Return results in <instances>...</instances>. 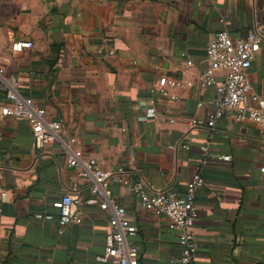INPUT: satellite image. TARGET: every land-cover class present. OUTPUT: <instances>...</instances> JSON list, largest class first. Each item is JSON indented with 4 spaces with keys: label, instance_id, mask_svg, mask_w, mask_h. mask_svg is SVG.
I'll return each mask as SVG.
<instances>
[{
    "label": "crops",
    "instance_id": "crops-1",
    "mask_svg": "<svg viewBox=\"0 0 264 264\" xmlns=\"http://www.w3.org/2000/svg\"><path fill=\"white\" fill-rule=\"evenodd\" d=\"M253 30L263 40L247 76L264 100V0H0V264H118L97 261L109 211L88 203L87 185L67 165L70 138L147 195H183L198 171L196 264H264V133L229 113L213 129L188 128L217 108L214 86L201 81L208 42L221 31L242 39ZM163 77L180 87H158ZM12 78L60 125L43 150L26 120L1 114ZM74 184L82 222L60 229L51 205ZM109 189L135 230L128 240L138 264H178L179 235L168 219L145 210L128 187ZM37 212L53 218L35 220Z\"/></svg>",
    "mask_w": 264,
    "mask_h": 264
},
{
    "label": "built area",
    "instance_id": "built-area-1",
    "mask_svg": "<svg viewBox=\"0 0 264 264\" xmlns=\"http://www.w3.org/2000/svg\"><path fill=\"white\" fill-rule=\"evenodd\" d=\"M262 40L261 33L256 30L250 31L242 39H232L225 31L213 35L206 47L207 66L202 73L201 81L206 85L214 86L217 108L204 120L191 119L188 128L213 129L217 119L229 113L237 121H250L256 124L264 133V100L252 92L247 76V70L259 51ZM23 45L29 46V43ZM17 48L21 49V44H17ZM113 54L112 49L107 50V56ZM218 74L222 75V78H219ZM8 83L6 99L10 103L1 108V114L26 120L37 150L52 145L57 140L59 123L47 120L44 109L37 106L31 98L21 95L16 90L15 79L12 78ZM180 84L179 81L168 80L165 77L158 81V87L162 89L165 87L175 89L180 87ZM152 114V110H149L148 115ZM73 143L74 139L70 138L63 144L67 165L76 169L77 180L87 185L90 194L88 203L98 204L101 210L109 211L108 220L111 229L105 235L103 253L97 257V261L106 262L109 259H116L118 264H138V248L128 240L135 234V230L124 226L126 212L112 199L109 189L111 183H120L138 197L140 205L145 210L165 216L169 221V227L178 232L181 249L178 264H196L194 260L196 245L192 240V227L197 218L195 192L204 184L198 171L192 175L183 195L170 191H157L147 195L140 182H132L128 178L119 176L118 173L103 171L97 161L85 157L81 150L74 148ZM201 150L206 154L208 148L203 146ZM228 158L220 157L222 160ZM260 171L264 173V167ZM78 192L79 187L74 184L68 193L51 205L56 212L60 229L70 223L82 222L81 198ZM33 218L49 221L52 220L53 215L37 212L33 214Z\"/></svg>",
    "mask_w": 264,
    "mask_h": 264
},
{
    "label": "trees",
    "instance_id": "trees-1",
    "mask_svg": "<svg viewBox=\"0 0 264 264\" xmlns=\"http://www.w3.org/2000/svg\"><path fill=\"white\" fill-rule=\"evenodd\" d=\"M61 46L60 45H52V50L56 51V53L60 50ZM56 53H53L50 54L49 58H51V56L53 55V58L50 60V62L48 61L47 63L50 65V66H53L55 63H57L58 61V58H57V55ZM58 54V53H57Z\"/></svg>",
    "mask_w": 264,
    "mask_h": 264
}]
</instances>
